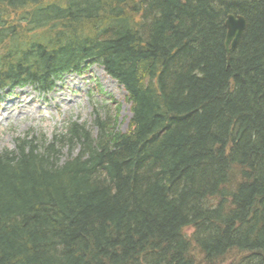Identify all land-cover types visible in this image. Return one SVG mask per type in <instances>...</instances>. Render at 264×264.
<instances>
[{"label":"trees","instance_id":"trees-1","mask_svg":"<svg viewBox=\"0 0 264 264\" xmlns=\"http://www.w3.org/2000/svg\"><path fill=\"white\" fill-rule=\"evenodd\" d=\"M90 66L129 127L0 150V264H264V0H0V92Z\"/></svg>","mask_w":264,"mask_h":264},{"label":"rangeland","instance_id":"rangeland-1","mask_svg":"<svg viewBox=\"0 0 264 264\" xmlns=\"http://www.w3.org/2000/svg\"><path fill=\"white\" fill-rule=\"evenodd\" d=\"M82 74L67 75L54 91L40 95L35 89L12 90L0 96V150L14 148L13 139L26 132L51 139L68 120L90 121L93 105L110 114L118 106L117 127L126 132L131 118L124 91L108 78L99 66H90ZM29 92L21 95V92ZM65 156V152L63 154ZM191 234V230L184 231Z\"/></svg>","mask_w":264,"mask_h":264},{"label":"water","instance_id":"water-1","mask_svg":"<svg viewBox=\"0 0 264 264\" xmlns=\"http://www.w3.org/2000/svg\"><path fill=\"white\" fill-rule=\"evenodd\" d=\"M225 28V41H224V50L225 55L229 57V53L234 51L237 47V43L242 36V32L246 28V22L240 16L234 17L232 15H228L224 21Z\"/></svg>","mask_w":264,"mask_h":264},{"label":"bare ground","instance_id":"bare-ground-1","mask_svg":"<svg viewBox=\"0 0 264 264\" xmlns=\"http://www.w3.org/2000/svg\"><path fill=\"white\" fill-rule=\"evenodd\" d=\"M29 92H21V95L28 94ZM29 95V94H28Z\"/></svg>","mask_w":264,"mask_h":264}]
</instances>
